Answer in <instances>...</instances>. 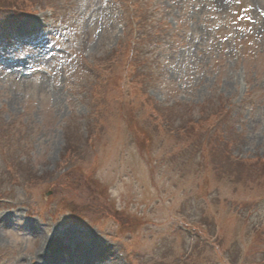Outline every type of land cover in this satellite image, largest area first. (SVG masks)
Segmentation results:
<instances>
[{"label": "rangeland", "instance_id": "1", "mask_svg": "<svg viewBox=\"0 0 264 264\" xmlns=\"http://www.w3.org/2000/svg\"><path fill=\"white\" fill-rule=\"evenodd\" d=\"M0 8V264H264V0Z\"/></svg>", "mask_w": 264, "mask_h": 264}, {"label": "bare ground", "instance_id": "2", "mask_svg": "<svg viewBox=\"0 0 264 264\" xmlns=\"http://www.w3.org/2000/svg\"><path fill=\"white\" fill-rule=\"evenodd\" d=\"M6 205V204H5ZM52 232L49 237L42 239L41 245L37 249L35 256L29 264H105L103 260L92 257V252L95 248H105V243L95 238L93 245L88 244V247L83 246L82 243L77 242L74 236L78 235V230L67 229L65 232ZM55 236H57L56 239ZM96 247H95V246Z\"/></svg>", "mask_w": 264, "mask_h": 264}, {"label": "trees", "instance_id": "3", "mask_svg": "<svg viewBox=\"0 0 264 264\" xmlns=\"http://www.w3.org/2000/svg\"><path fill=\"white\" fill-rule=\"evenodd\" d=\"M14 4V3H13ZM12 5V4H11ZM11 5H7L5 8H7V7H10ZM1 9V8H0ZM137 45V44H136ZM132 48H134V47H132ZM136 49V48H135ZM133 52H134V50H133ZM134 54V53H133ZM134 57H136L137 55H133ZM140 75H142V76H145V77H147V74L146 73H144L143 74V72H140L139 73ZM0 198H3V196L2 197H0ZM1 205H3V204H1Z\"/></svg>", "mask_w": 264, "mask_h": 264}]
</instances>
